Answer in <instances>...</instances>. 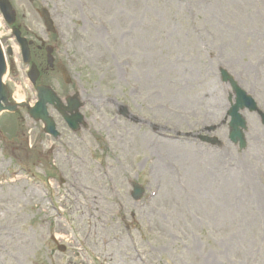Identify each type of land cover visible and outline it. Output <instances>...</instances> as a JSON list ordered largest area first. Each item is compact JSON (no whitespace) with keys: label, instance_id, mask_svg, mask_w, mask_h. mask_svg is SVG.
I'll list each match as a JSON object with an SVG mask.
<instances>
[{"label":"rangeland","instance_id":"obj_1","mask_svg":"<svg viewBox=\"0 0 264 264\" xmlns=\"http://www.w3.org/2000/svg\"><path fill=\"white\" fill-rule=\"evenodd\" d=\"M10 2L23 36L54 47L73 79L37 52L40 83L79 93L86 126L73 133L50 108L54 139L24 109L0 117V264H264V126L245 111L246 149L229 141L235 97L220 78L225 69L264 112V0ZM0 19L10 102L34 105ZM211 126L216 145L199 138ZM148 134L174 143L144 144Z\"/></svg>","mask_w":264,"mask_h":264},{"label":"water","instance_id":"obj_2","mask_svg":"<svg viewBox=\"0 0 264 264\" xmlns=\"http://www.w3.org/2000/svg\"><path fill=\"white\" fill-rule=\"evenodd\" d=\"M0 10L4 16L5 21L8 25L14 26L16 23V13L12 8V5L9 0H0ZM41 16L44 19L45 26L48 32L54 33L55 29L53 26V21L50 18V14L47 10L43 9L41 11ZM13 33L16 36L18 44L22 49L23 61L25 64L31 63V50L30 46L33 45V42H29L26 38L22 37L21 31L19 28L13 27ZM47 52V64L49 68L53 69L55 67V60L53 58L54 49L52 47L46 48ZM8 54L11 55L12 51L9 50ZM57 69L61 73L64 82L69 85L72 80L71 77L61 63L56 65ZM7 74V63L4 51L0 43V115L4 112L15 113L20 108L27 107L28 115L31 119L36 122H42L45 126L44 132L47 135H50L56 139L59 138L60 133L57 131V125L54 119L50 116L48 112L49 106H53L59 114L63 117L69 127L77 132L81 129V126L84 125V116L81 114V109L83 107L79 93L71 95L63 101L55 91L46 85H39L36 88L37 91V102L34 107L27 106L25 104H12L9 101V93L4 85L3 78ZM40 76L39 70L35 64H32L31 71L29 72V79L31 83L35 86L37 80ZM221 77L224 83L230 84L234 94H235V103L232 104L231 109L228 112V116L231 118L229 123V140L239 145L240 149H245L247 146L245 139V132L247 131V122L241 112L248 110L249 112H257L262 120L264 125V113L258 109L257 103L255 100L248 95L244 90H242L234 78L224 69L221 70ZM65 102V104H64ZM123 115H126V111H122ZM217 127H210L207 129V132L212 133L216 131ZM0 131V135H1ZM201 140L209 144H217V140L208 137H202ZM133 199L139 201L143 196V188L137 184H133ZM61 252L66 251V247L59 246Z\"/></svg>","mask_w":264,"mask_h":264},{"label":"bare ground","instance_id":"obj_3","mask_svg":"<svg viewBox=\"0 0 264 264\" xmlns=\"http://www.w3.org/2000/svg\"><path fill=\"white\" fill-rule=\"evenodd\" d=\"M2 26H3V22L0 19V28ZM18 100L20 102L23 101V97H19ZM143 138H144V140H143L144 144H152L153 142H157V143L161 142V143H163L164 146H168V145H173V143H174V142H171V140H168V139H170V137H167V136L164 137V139L168 138V139H165V140L161 139L160 137L157 138V136H152L151 134L150 135L148 134L147 136H145ZM160 140H162V141H160ZM76 176H77V174H76ZM72 178H74V176H72ZM15 181L17 182L18 179H16ZM81 185H83V184H78V185L72 186V188H71V190L73 191V194L71 195V198L74 200V204L76 206H80V203L78 202V198L79 197H83V198L88 197V193H85V188L83 186H81ZM91 191H93V190H91ZM99 196H100V194L98 195V197ZM96 199L98 200L99 198H96ZM96 199H93V197H89V199L86 200V205H87V203L92 202V204H88L87 205L88 209L93 208L97 204L95 202ZM98 205L100 206V208H103L101 203H98Z\"/></svg>","mask_w":264,"mask_h":264},{"label":"flooded vegetation","instance_id":"obj_4","mask_svg":"<svg viewBox=\"0 0 264 264\" xmlns=\"http://www.w3.org/2000/svg\"><path fill=\"white\" fill-rule=\"evenodd\" d=\"M42 51V50H41Z\"/></svg>","mask_w":264,"mask_h":264}]
</instances>
